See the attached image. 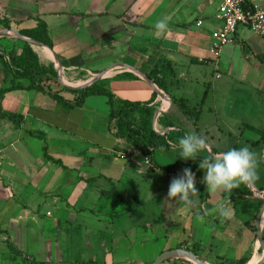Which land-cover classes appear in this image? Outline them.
<instances>
[{"label": "crops", "instance_id": "1", "mask_svg": "<svg viewBox=\"0 0 264 264\" xmlns=\"http://www.w3.org/2000/svg\"><path fill=\"white\" fill-rule=\"evenodd\" d=\"M62 1L1 6L0 30L8 31L3 42L16 45L19 54L29 43L20 36L42 43L21 32L39 21L47 25L53 48L29 44L41 65H54L61 87L53 91L64 101L37 88L11 89L0 98L1 112L20 120L7 118L11 132L0 151V264H153L176 249L209 264L258 263L264 255L256 197L264 193V34L240 26L234 41L214 56L212 37L222 25L218 0ZM248 1L264 6V0ZM55 3L59 7H46ZM161 19L168 30L157 34ZM180 67L191 76L179 74ZM208 69L215 71L210 78ZM158 70L167 91L149 77ZM102 73L95 83H104L115 100L155 109L148 125L173 137L169 148L144 154L118 135L108 96L90 95L79 104V93L64 89ZM204 80L213 87L208 109L192 87L193 105L173 95L185 91V82ZM182 100L201 112L196 123L180 109ZM136 114L143 127L146 113ZM190 133L205 137L207 148L184 160L179 140ZM241 147L256 154L259 178L230 193H210L201 160ZM179 160L176 169H167ZM185 168L195 175L193 205L168 196ZM224 202L233 210L230 219L214 211ZM162 264L196 263L176 257Z\"/></svg>", "mask_w": 264, "mask_h": 264}, {"label": "trees", "instance_id": "2", "mask_svg": "<svg viewBox=\"0 0 264 264\" xmlns=\"http://www.w3.org/2000/svg\"><path fill=\"white\" fill-rule=\"evenodd\" d=\"M9 27V25H6ZM23 35L32 38L33 40L42 42L43 44L53 48L52 40L49 36L47 25L39 21L38 26L35 29L29 31H22ZM4 56L0 55V58ZM9 61L7 67L9 69L8 74L12 76L7 77L5 80V85L1 88V97L3 93L11 89L20 88H37L59 102H63L64 99L58 91H53V87L60 88L61 85L57 79V70L54 65L50 67H45L41 65L38 55L34 52L33 48L29 43H24V48L19 54L16 49L9 52ZM160 70L156 72L155 75H149L151 80H153L161 89L167 91V85L163 78H160ZM164 74V73H163ZM165 75V74H164ZM70 92L79 93V104L83 103L84 99L90 95L103 94L109 97V103L111 105V119L116 121V126L118 129V135L130 140L135 148L141 150L144 154L150 155L151 149L154 148H169V141H172L173 137L158 135L153 128L148 125V120L152 119L155 109L147 106H143L139 102L130 101H118L115 100L114 95L106 89L105 84L102 82L95 83L93 86L82 89L74 90L64 88ZM0 97V98H1ZM180 109L183 113L193 122L196 123L199 119L201 112L192 109L185 100L179 103ZM142 110L146 113L148 119L142 125L136 124V111ZM0 118H8L9 120L18 121L13 115H7L1 112ZM20 122V120H19ZM151 123V121H150ZM264 137V131L262 132ZM182 160H179L174 166L167 168L168 170L176 169ZM248 194L251 193L248 191ZM262 206V202L259 203V209ZM246 260H242L239 264H244Z\"/></svg>", "mask_w": 264, "mask_h": 264}, {"label": "clouds", "instance_id": "3", "mask_svg": "<svg viewBox=\"0 0 264 264\" xmlns=\"http://www.w3.org/2000/svg\"><path fill=\"white\" fill-rule=\"evenodd\" d=\"M154 27L157 34L168 30V24L164 19L158 20ZM179 148L181 159H196L198 153L207 148V141L201 135L190 133L180 138ZM199 167L205 172L202 182L210 193H230L241 184H252L259 178L256 154L248 147L232 148L211 159H202ZM195 185L194 173L190 168H185L182 176L171 181L168 196L178 198L187 205H193L198 191ZM214 211L225 219H230L233 215V210L227 202L219 203Z\"/></svg>", "mask_w": 264, "mask_h": 264}, {"label": "built area", "instance_id": "4", "mask_svg": "<svg viewBox=\"0 0 264 264\" xmlns=\"http://www.w3.org/2000/svg\"><path fill=\"white\" fill-rule=\"evenodd\" d=\"M217 0H208L215 3ZM218 17L221 28L213 34L212 53L219 56L221 49L234 41L240 26H247L255 33L264 34V6L251 4L248 0H218ZM146 162L150 163L149 157ZM264 196V193H261Z\"/></svg>", "mask_w": 264, "mask_h": 264}, {"label": "rangeland", "instance_id": "5", "mask_svg": "<svg viewBox=\"0 0 264 264\" xmlns=\"http://www.w3.org/2000/svg\"><path fill=\"white\" fill-rule=\"evenodd\" d=\"M9 1H11V0H0V13L2 11L1 6L6 8L9 5ZM15 1H18V0H15ZM19 1H21V0H19ZM27 1H29L35 5V2H34L35 0H27ZM46 7L57 8V7H59V5H57V3H55V4L46 5ZM2 24L3 23H1L0 25H2ZM2 26H4V25H2ZM4 30H7V29L4 28V29L0 30V32L4 31ZM11 36H13V35H10L9 37H11ZM3 39H8V38H6L5 36H0V55L4 56V57L0 58V97H1V88L4 87L5 80H6V79H4V76L5 77H9V76L11 77L12 76V74H8L9 69L7 67L6 60H8V58H9V52L15 49V48H13V46H16V45L11 46L9 44L4 43ZM149 53H151V52H149ZM201 68L204 69L203 67H201ZM178 72L181 75H185V74L189 73V75L191 76V74H192V71L189 72L184 67H180L178 69ZM207 74L209 75V78H210L212 75L215 74V71L208 69ZM119 82H120V80L116 79L117 86H118ZM210 85L211 84L205 80L202 82L199 81V83L195 82L194 84H190V82L188 81V82H185L184 87H183L185 91H183V92L176 91L175 93H173V95L184 96V97L189 99V102H190L189 105H193V104H195V102H194V98L192 96V94H193L192 93L193 89H191V87H192V88H194V94L195 93L198 94V96L200 97V102L204 103L206 106L205 108L208 109V107L211 106L212 99H213V96H212L213 95L212 94V88L213 87H212V85L211 86ZM130 88L132 89V87H130ZM207 89L209 90L208 91L209 94H208V92L206 94ZM124 91L128 92L127 87H124ZM200 106H202V104ZM10 130H11V121H9L7 118H4V119L0 118V151L3 150V148H5V146L7 144L6 139L9 136V133L11 132ZM1 160H2V157H0V162H1ZM0 257H2V256L0 255Z\"/></svg>", "mask_w": 264, "mask_h": 264}, {"label": "water", "instance_id": "6", "mask_svg": "<svg viewBox=\"0 0 264 264\" xmlns=\"http://www.w3.org/2000/svg\"><path fill=\"white\" fill-rule=\"evenodd\" d=\"M0 36H8V31L4 30L0 32ZM22 39L28 41L31 44L34 45H43L42 43H38L35 41H32L30 39L24 38L23 36H20ZM58 60V69L60 71V73L62 74V70H63V65L61 63V61L57 58ZM61 74H60V80L62 83H64V81L61 78ZM105 73L99 74L96 77H94L91 81H89L86 85L80 86V87H76V88H85L89 85H92L93 83H95L96 81L102 79L105 77ZM152 86L154 87V89H156L158 91V93L161 95V97H166L165 93H163L162 91H160L155 85L154 83H152V81L148 80ZM68 87L72 88V89H76L74 86L68 85ZM261 202H262V206L260 208L259 214H258V240H259V244L261 246V248L264 251V233H263V228H264V196L261 195L260 191H257V196H256ZM176 257H181V258H187L191 261H193L196 264H209L207 262H205L204 260H202L201 258L197 257L196 255H194L193 253H190L188 251L185 250H180V249H176V250H170L167 252H164L162 255H160L156 261L153 264H162L165 261L171 259V258H176ZM256 264H264V255L261 258V260L256 263Z\"/></svg>", "mask_w": 264, "mask_h": 264}, {"label": "bare ground", "instance_id": "7", "mask_svg": "<svg viewBox=\"0 0 264 264\" xmlns=\"http://www.w3.org/2000/svg\"><path fill=\"white\" fill-rule=\"evenodd\" d=\"M77 83H79V82H77Z\"/></svg>", "mask_w": 264, "mask_h": 264}]
</instances>
